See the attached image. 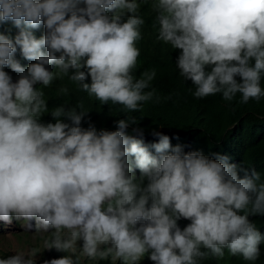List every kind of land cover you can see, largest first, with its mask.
<instances>
[{
  "label": "clouds",
  "instance_id": "9594fccd",
  "mask_svg": "<svg viewBox=\"0 0 264 264\" xmlns=\"http://www.w3.org/2000/svg\"><path fill=\"white\" fill-rule=\"evenodd\" d=\"M138 2L154 5L195 97H264V0H0V24L19 29L0 34V226L15 233L23 219L31 230L34 219L48 232L42 264H264V230L249 221L264 216L259 173L240 178L228 157L185 153L153 132L157 158L126 134L128 120L98 134L81 129L85 113L57 107L54 125L37 122L47 107L33 86H49L55 67L102 104L137 111L152 98L155 70L132 75ZM52 249L67 254L50 260ZM0 264L38 263L3 253Z\"/></svg>",
  "mask_w": 264,
  "mask_h": 264
},
{
  "label": "trees",
  "instance_id": "16d2710c",
  "mask_svg": "<svg viewBox=\"0 0 264 264\" xmlns=\"http://www.w3.org/2000/svg\"><path fill=\"white\" fill-rule=\"evenodd\" d=\"M138 4L136 15L144 20V24L139 28L141 38L135 44L139 56L132 75L134 81L145 79L146 72L155 70L154 79L144 89V93L153 92L152 98L140 102L137 111H130L111 101L102 104L94 95L83 91L78 82L69 78L73 74L72 70L64 75L55 67L54 80L49 86L41 83L33 86L43 92L42 98L47 107V111L41 113L37 122L44 126L54 125L57 121L51 114L57 107H63L65 112L75 109L77 113H85L81 129L89 130L91 126L98 134L101 131H117V122L128 120L130 124L126 134L143 139L154 156L157 154L150 146L159 141L153 136V132H161L171 138L172 146L182 145L185 153L200 152L211 159L226 156L228 163L243 169L239 172L240 178H244L245 173L250 178L255 171L260 174L257 184L264 183V97L258 101L250 98L247 103L241 102L240 93L230 101L225 100L222 93L204 98L195 97L196 86L190 80H185L177 67L180 50L159 39L154 5L144 2ZM126 20L127 16L121 22ZM18 32L19 29L10 22L0 24V34L12 38ZM3 70L10 77L15 73L7 67ZM206 71L210 69L206 68ZM84 72L85 83L90 84L91 79ZM236 79L240 82L239 77ZM260 86L264 90V73L261 74ZM60 122L73 126L65 117H61ZM247 211L246 209L245 212ZM249 221L264 230V216H250ZM66 254L67 251L57 252L52 249L50 260Z\"/></svg>",
  "mask_w": 264,
  "mask_h": 264
},
{
  "label": "rangeland",
  "instance_id": "374dc122",
  "mask_svg": "<svg viewBox=\"0 0 264 264\" xmlns=\"http://www.w3.org/2000/svg\"><path fill=\"white\" fill-rule=\"evenodd\" d=\"M16 221L19 225V231L15 233L7 232V228H2L0 226V231H2L0 234V254L6 253L9 257L19 254L23 255L26 259L31 260L32 263L42 264L48 256V250L45 248L48 232L35 231L36 222L34 219L30 221L33 225L31 230L26 229V224L23 223L25 220L16 219ZM61 231L64 239L69 238V230L63 229ZM79 241L81 240H77L76 243Z\"/></svg>",
  "mask_w": 264,
  "mask_h": 264
}]
</instances>
